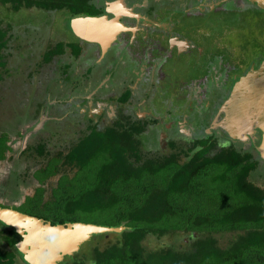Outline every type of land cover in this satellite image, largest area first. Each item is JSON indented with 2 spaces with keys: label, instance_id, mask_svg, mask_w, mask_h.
Masks as SVG:
<instances>
[{
  "label": "trees",
  "instance_id": "obj_1",
  "mask_svg": "<svg viewBox=\"0 0 264 264\" xmlns=\"http://www.w3.org/2000/svg\"><path fill=\"white\" fill-rule=\"evenodd\" d=\"M0 2L13 10L24 5L66 11L68 24L73 16L97 14L87 0ZM1 21L0 80L11 35ZM64 50L59 42L47 51L45 60ZM78 50L73 48L75 56ZM24 123L20 120L19 133ZM145 128L90 124L56 154L46 146V137L30 146L44 158L34 173L39 183L52 179L60 167L75 169L74 174L59 175L49 199L38 187L20 204L0 202V207L51 224L121 227L91 233L57 264H264V185L251 177L259 162L250 151L230 143L209 155L216 139H196L186 150H177L171 141L170 151L155 157L140 146L138 135ZM198 143L202 146L195 149ZM10 148L15 151L14 140L1 132V161ZM21 238L14 227L0 222V264H16L18 258L27 264L18 253Z\"/></svg>",
  "mask_w": 264,
  "mask_h": 264
},
{
  "label": "flooded vegetation",
  "instance_id": "obj_2",
  "mask_svg": "<svg viewBox=\"0 0 264 264\" xmlns=\"http://www.w3.org/2000/svg\"><path fill=\"white\" fill-rule=\"evenodd\" d=\"M88 5L97 9V14L93 15H77L73 18L78 17H100L106 16L109 19L116 18L118 22L121 23L122 29L117 33L115 38L109 42L106 46H102L96 41H89L82 37H79L76 33L69 29L73 37L64 38L57 41L53 45L49 46L46 51L39 56V59L44 64L54 60L57 57H63L65 63L63 69L60 72L61 76L58 82H51V84L46 89V97L55 95L53 87L61 88L60 92L64 91L67 93L71 99L64 100V120H71L74 114L73 109L84 110H96L94 116L89 121L90 124H95L96 126H145V131L152 126H156L159 129V143H161L160 148H156L157 151L163 152L165 155L169 152V147L172 138H170L171 131H168L165 126H169L172 129H176V133L182 132L181 126H186L189 132L196 133L195 130L199 127L204 128V131H208V136L203 141H212L215 139H222L224 133L221 127L222 123L225 121L224 116L221 114L223 106L226 105L222 98L223 94H232L237 86L234 88L235 84L239 82V79L245 76L247 72L252 71L250 64L251 60H247L246 54L250 49L242 47L243 42L233 43L234 46V56L229 55V60L226 62L234 63V66H229V69H236L232 75H228L226 71L220 70V68L211 64L210 73L208 77V84L206 82V89L202 90L197 87L190 86L188 94V105H186V116L181 115L177 118H173V105L168 107L167 114L161 115L154 113L152 111V106L147 102L148 91H151V86L153 83L161 81L164 82L165 77H171V80L179 78V72L184 71L181 67L182 54L189 51L195 52L194 49L197 48L196 43H194L187 33H185V28H182L181 24L184 19L190 14H194L197 18L202 16H210L216 13H223L226 15V19H229L234 15L233 11H239L240 14H244L250 11H261L264 12V0H87ZM36 7V6H33ZM27 6H20L21 8H33ZM4 10V14L8 11L17 12L18 10H13V8L7 3L0 2V9ZM39 8V7H36ZM42 9V8H40ZM188 13V14H187ZM3 14V15H4ZM0 11L1 24L8 28L7 22ZM183 15L185 18L183 19ZM66 17L64 14L62 20ZM180 21V24L178 23ZM25 27L21 29L8 28V33L11 34L7 48L8 53L5 51L6 55L4 60L10 62L13 58L17 62L20 68H16V71L20 73L23 72V52H12L10 51L11 43L15 38L18 40L27 39L31 36L33 40V46L40 40L49 37V33L44 30H36L34 27L33 33H28ZM240 28V26H239ZM50 29V28H48ZM59 42L64 44L65 50L59 54H55L48 61L45 60L44 54L50 49L54 48ZM22 47V46H21ZM79 49V54L75 56L73 48ZM137 50L136 53L133 49ZM37 49H42L38 48ZM32 51V49H31ZM248 51V52H249ZM36 50H33V54ZM204 55L206 50L201 48ZM245 56V59H243ZM8 57L10 60L7 61ZM215 61V60H214ZM218 61V60H216ZM258 67L264 64V57L256 59ZM7 64V63H6ZM16 65V66H17ZM6 68V65H5ZM164 69L166 73L160 74V70ZM220 70L223 74L221 79L218 77L220 73L216 74V70ZM9 71L12 70L8 69ZM7 70V73H8ZM176 75V76H173ZM216 74V75H215ZM29 75V74H28ZM227 75V77H226ZM3 76V75H2ZM161 76V80H160ZM178 76V77H177ZM219 80H216V79ZM225 79L228 81L229 86H222ZM55 83V84H54ZM163 83L162 86H165ZM154 86V85H153ZM155 87V86H154ZM72 89V90H70ZM156 89V88H155ZM70 90V93H68ZM190 92L194 96L190 95ZM230 92V93H229ZM232 92V93H231ZM202 97L200 104L195 102L194 99ZM46 99V98H45ZM37 100V103L35 102ZM34 100L38 108L33 114L38 117L45 115L42 126L55 124V128L61 123L57 124V117L54 115L55 112H50V107L47 110L46 102L43 101V105H40L43 98H37ZM77 100V101H75ZM32 102V104L34 103ZM51 105V104H49ZM148 105L150 107H148ZM42 106L44 109L42 110ZM198 108V114L195 117V113ZM182 109V106L178 110ZM208 110V111H207ZM210 110V111H209ZM212 111V112H211ZM154 113V115H153ZM40 114V115H39ZM194 117H187L192 116ZM223 116V117H222ZM154 122H153V121ZM74 121V120H73ZM69 126L73 128V134L71 139L77 134L78 128L75 125H71L68 121ZM88 125L86 127H88ZM161 126V129L159 126ZM84 127V128H86ZM50 136H57L55 129L51 127ZM257 139L259 140L261 132L255 133ZM62 137V135H60ZM198 140V139H197ZM200 140V139H199ZM261 140V138H260ZM248 141V140H247ZM191 145V144H190ZM201 145L202 143H198ZM247 145V143L242 144ZM249 146V145H248ZM12 153V152H11ZM14 153V152H13ZM38 155V154H37ZM19 155L17 154L16 157ZM39 156V155H38ZM31 168L29 166L28 173L31 174L30 178L32 182L37 183L39 186L44 185L39 183L36 179L34 173L39 169L35 165ZM48 181V180H46ZM45 181V183H46ZM24 201V200H23ZM19 204L18 202H11L10 205Z\"/></svg>",
  "mask_w": 264,
  "mask_h": 264
},
{
  "label": "rangeland",
  "instance_id": "obj_3",
  "mask_svg": "<svg viewBox=\"0 0 264 264\" xmlns=\"http://www.w3.org/2000/svg\"><path fill=\"white\" fill-rule=\"evenodd\" d=\"M92 1L93 0H90V2ZM93 9L94 8L91 6V10ZM0 11L3 15L4 10L1 8ZM233 12L234 15L229 19H226V15L223 13H216L199 18H196L194 14H189L186 18L183 15V19H185L181 26L182 28L187 27L184 31L189 35V38L196 43L197 48L194 49L195 52L189 51L182 54L181 67L184 71L179 72V78L174 77V79L171 80L172 76H167L164 82L158 81L153 83L155 87L153 85L151 86V91H148L146 99L149 105L152 106V111L154 113L160 114V117L161 115H167L169 117L170 115H168L167 112L169 107L168 102H170V105H173V114L171 115L173 118H177V116L181 115L186 116L185 107L189 104L187 101L189 97V87L193 86L202 90L206 89L205 85L208 81L210 65L214 62V65L216 64L217 68L219 67L220 70L223 71L229 69L228 65L234 66V63H229L231 60L229 62L226 61L230 59L229 55L232 57L234 56V46L238 42L242 41V47L251 50H248L249 52L247 51L246 58L247 60L248 58L251 60V67H256L252 69L255 70L259 68V64L254 60L264 57V12L258 10H249V12L244 14H240L239 11ZM65 13L66 11H47L46 9L33 7L21 8L17 12L8 11L3 15L5 22L8 24V28L22 30V28L25 27L28 33H33L30 29L34 27H37L36 30L47 29L46 31L49 33V37L46 36L45 39L38 41L35 46H33L31 36L22 40L15 38L11 43L10 51L24 53L22 57L23 66L21 65L23 72L21 71L18 73V71H16V68H20L19 66L21 63L18 66L13 58L9 63L7 62L6 68L2 69L3 79L0 80V133L6 132L11 139L14 140L15 151L13 153L10 148L4 157L5 159L2 161L0 160L1 203L7 202L10 204L11 202H18L20 204L26 197L32 196L36 190H38L36 187L39 185L32 182L30 178L31 174L28 173L29 166L33 168L32 165H35L38 168L41 163L44 164V158L40 155L38 156V153L36 154L32 149L35 145L41 143L42 140L47 137L45 139L47 142L46 146L52 154H56L58 150L67 149L77 138L81 137V131L88 130L86 126L90 123L89 120L91 118H96L94 116L96 110L80 111L79 109H73L72 112L74 115L70 117L71 120H64L67 112L64 115L62 109L66 103H64L65 101H63V99L70 100L71 98L68 97L69 95L64 91L60 92L59 90L62 89L54 86L53 90L55 95L46 97L45 91L51 82H58L61 76L60 67L62 71L65 60L63 57L59 56L47 64H44L40 61L39 56H42L41 53L43 54L49 46L61 40V37H73L71 34L72 32L69 31L67 19L64 18V20H62L61 18ZM178 23L180 24V21ZM37 47L42 49H37ZM201 48L206 50V55L200 52ZM34 49L36 52L33 54ZM133 52L136 53L137 50L134 48ZM44 57H46V54H44ZM243 59H245V56H243ZM9 60L10 57H8L7 61ZM11 68L12 70L9 71L8 69ZM235 69L236 67L234 69H229L230 71H228L227 74L232 75ZM220 70L217 69L216 74L219 72L220 76L218 77L221 79L223 74ZM162 73H166V71L161 69L160 74ZM248 73L249 72H247V74ZM173 76L176 75L173 74ZM216 80L219 79L217 78ZM163 83H166L165 86H162ZM222 86H229L226 79ZM70 90H68L69 94L72 93H70ZM190 95L194 96L191 92ZM230 95L231 94H223L222 100L224 103L229 100ZM37 98H43L40 105H43V101H45L47 105L46 111H48L50 107V112H55L54 115L57 117V124L60 121L61 123L55 128V124H53L52 120L51 125H46L44 128V126H42L44 118L34 130L26 132L27 125L40 117H36L33 114L38 108L37 104L34 107L35 102L37 103ZM201 99L202 97H199L194 99V101L198 102L197 105H199ZM34 100L36 101L34 102ZM32 102L34 103L32 104ZM149 105L148 107H150ZM226 105L228 104L226 103ZM180 106H182V109L178 110ZM29 107L32 111L33 109L35 110L30 112ZM43 109L44 106H42V110ZM199 109L202 110L198 108L195 117H197L196 115ZM221 112V114L225 116L224 111L222 110ZM187 117H194V115ZM20 120L25 121L21 133H19ZM68 121L71 122V125H75L78 128L76 132L77 137L75 135L72 139L73 128L69 126L70 124H68ZM158 126L161 129V126ZM51 127L55 129L57 136H50L52 131ZM181 127L183 128L181 133H176L177 130L169 126H165L164 128L171 131L169 132L170 138L175 142L177 150H186L193 146L196 139H204L208 136V131H204V128L201 129V127H199L195 130V132H197L193 133L189 132L185 125ZM161 131H159L156 126H152L138 135L140 146L143 147L146 152H149L151 156L157 157L163 153L156 150L157 147L160 148L162 146L158 139ZM60 135H62V137H60ZM221 138L222 139L219 138V140L216 139L217 144L210 151L209 155L216 153L218 149L230 143L238 144L236 147L241 151L248 149L250 151L249 153L252 154V158L259 162L258 168L252 171L251 177L258 185H264V150L260 151L258 149L261 142L260 138L258 140L257 137H255L254 142L246 141L242 143L238 141L237 138L231 136L230 133L228 134L225 130ZM245 143H247V145H242ZM195 146V149L201 148V145ZM24 147H26L24 152L16 157L20 149ZM64 172L71 177L75 169L60 167L58 173L52 179L46 181V183L44 182L42 188L43 192H45L46 199H49L50 191L56 185L58 176ZM111 235L114 236L115 234L111 233ZM16 264H22L19 258Z\"/></svg>",
  "mask_w": 264,
  "mask_h": 264
},
{
  "label": "water",
  "instance_id": "obj_4",
  "mask_svg": "<svg viewBox=\"0 0 264 264\" xmlns=\"http://www.w3.org/2000/svg\"><path fill=\"white\" fill-rule=\"evenodd\" d=\"M68 27L79 37L109 44L122 29L118 19L106 16L78 17L69 21ZM236 90L223 106L225 121L221 127L240 142H254L255 133L261 132L260 151L264 150V66L250 71L239 79ZM228 106V107H227ZM44 115L27 125L26 132L34 130ZM259 118V119H258ZM256 128V129H255ZM0 222L15 228L22 238L18 253L27 264H57L66 254L77 250L79 244L91 233L120 230L91 223L74 222L51 224L12 207H0Z\"/></svg>",
  "mask_w": 264,
  "mask_h": 264
}]
</instances>
